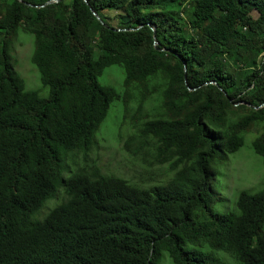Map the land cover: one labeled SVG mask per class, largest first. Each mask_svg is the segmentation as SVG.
<instances>
[{"label": "trees", "instance_id": "trees-1", "mask_svg": "<svg viewBox=\"0 0 264 264\" xmlns=\"http://www.w3.org/2000/svg\"><path fill=\"white\" fill-rule=\"evenodd\" d=\"M47 1L0 0V264H160L164 251L174 264H264V186L240 191L237 210L214 207L215 165L254 127L264 162V0ZM22 31L47 98L15 69ZM113 64L123 92L98 79ZM118 99L135 128L125 148L167 164V179L65 162L87 156Z\"/></svg>", "mask_w": 264, "mask_h": 264}, {"label": "rangeland", "instance_id": "rangeland-1", "mask_svg": "<svg viewBox=\"0 0 264 264\" xmlns=\"http://www.w3.org/2000/svg\"><path fill=\"white\" fill-rule=\"evenodd\" d=\"M110 16V22L117 23V12L106 11ZM251 18L258 16L257 11L251 13ZM34 50L33 36L26 32H20L12 52L13 62L16 71L23 78L25 88L35 90L41 97H49V87L44 85L37 66L32 61ZM99 52V50H97ZM125 69L123 65L113 64L105 68L99 76L103 85H111L119 91L125 90ZM160 96L156 94L151 106L158 104ZM130 106L135 108L136 102L132 101ZM150 107L146 105V109ZM135 131L132 118L126 116V105L123 99L115 100L109 110L108 116L97 132V144L84 155L78 152L68 154L65 162L70 169L76 171L79 167H85L86 157L88 163H96L101 171L108 174H115L124 177L132 182L144 186L161 182L169 177L168 165L149 166L138 155H134L125 148V142L130 134ZM259 127H254L246 132L244 145L236 152L231 153L228 161L217 163L215 189L220 196L215 199L214 207L219 212L237 210V197L240 191L247 190L256 192L264 186V162L262 156L257 154L252 146L253 140L260 133ZM76 161V162H75ZM70 172L65 173L68 176ZM63 189L60 188L58 196L50 199L46 206L37 215H44L51 207L59 204L63 199ZM233 264L235 260L229 257ZM160 264H174L169 253L164 251Z\"/></svg>", "mask_w": 264, "mask_h": 264}, {"label": "water", "instance_id": "water-1", "mask_svg": "<svg viewBox=\"0 0 264 264\" xmlns=\"http://www.w3.org/2000/svg\"><path fill=\"white\" fill-rule=\"evenodd\" d=\"M54 1H57V0H48L47 2H46V4L47 3H51V2H54ZM93 13H94V15L101 21V22H103V23H105L104 22V20H103V18L101 17V15L96 11V10H94L93 9ZM154 35L156 36V28L154 27ZM187 68H186V66H185V70H186ZM191 89V88H190ZM258 108V107H257Z\"/></svg>", "mask_w": 264, "mask_h": 264}]
</instances>
